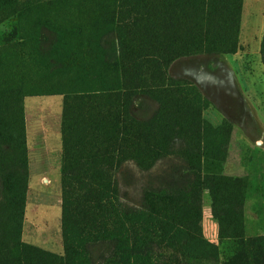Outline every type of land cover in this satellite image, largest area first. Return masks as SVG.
Listing matches in <instances>:
<instances>
[{
	"label": "rangeland",
	"instance_id": "374dc122",
	"mask_svg": "<svg viewBox=\"0 0 264 264\" xmlns=\"http://www.w3.org/2000/svg\"><path fill=\"white\" fill-rule=\"evenodd\" d=\"M123 3L130 5L125 8L135 17L136 32L147 30L139 35L146 46L170 60L167 77L187 83L206 101L202 121L211 128L224 125L228 131L221 137L207 133L210 142L203 148L200 144L198 154L185 149V140L172 138L168 155L149 169L142 170L132 161L113 169L116 216L112 219L117 220L121 209L142 211L146 196L155 191L166 193L180 207L187 208L196 198L200 235L212 249L195 252L187 247L180 256L167 243L154 240L151 263L176 259L183 264H240L249 249L238 239L219 238L214 216L222 215L221 203L230 206L233 200L226 199L216 181L209 183L208 178L231 180V190L240 203L243 240L264 236V64L260 48L264 0H0V123L7 116L15 121L21 109L22 126L12 146L5 136L0 137V227L7 243L11 245L17 236L15 221L20 212L19 242L63 255L61 92L77 90L87 69L104 72V56L97 51L101 41L97 43L96 35L110 26L107 22L127 16L117 14ZM35 97L42 99L41 106H50V113L28 102ZM45 99H59L57 116L51 100ZM156 108L150 98L138 94L131 100L129 114L138 121L149 120ZM41 117L59 134L56 147L51 135L40 134L36 121ZM22 139L24 164L20 162ZM44 146H49L48 152ZM195 175H199V186L194 187L193 196ZM101 245L91 249L95 263L105 256ZM7 257L11 261L13 253Z\"/></svg>",
	"mask_w": 264,
	"mask_h": 264
},
{
	"label": "trees",
	"instance_id": "16d2710c",
	"mask_svg": "<svg viewBox=\"0 0 264 264\" xmlns=\"http://www.w3.org/2000/svg\"><path fill=\"white\" fill-rule=\"evenodd\" d=\"M129 6L118 5V16L122 12L127 16L107 22L110 26L96 35L97 43L101 41L97 51L104 56V72L87 69L77 82V90L61 92L63 255L21 244L17 237L22 215L19 212L15 221L17 236L11 245L0 227V264H152L150 245L154 240L167 243L180 256L187 247L195 252L212 249L200 235V213L193 202L196 198L187 208L180 207L166 193L155 191L146 196L142 211L121 209L117 220L112 219L116 216L112 205L115 187L110 174L113 169L126 161L134 162L142 170L149 169L156 160L168 155L172 138L185 140V149L198 154L200 144L203 148L210 142L207 133L221 137L228 131L224 125L211 128L203 122L201 112L206 101L187 83L167 77L170 60L159 50L147 47L139 37L141 33L147 34V30L136 32L135 17L125 8ZM260 48L264 64V25ZM138 94L150 98L157 106L149 120L138 121L129 114L131 100ZM3 120L0 137L5 136L12 146L15 135L22 133L21 109L15 121L10 116ZM19 143L20 162L24 164L23 139ZM187 161L192 163L190 159ZM194 178L193 196L194 187L199 186V175ZM208 181H216L225 198L233 200L230 206L226 202L220 204L222 215L214 213L219 238L238 239L242 247L249 249L240 264H264V236L242 238L240 203L231 190V180L211 177ZM215 204L212 200L213 212ZM96 244L106 249L105 256L97 258L98 263L90 253ZM9 253H13L11 261ZM166 264L183 263L175 259Z\"/></svg>",
	"mask_w": 264,
	"mask_h": 264
},
{
	"label": "crops",
	"instance_id": "0c3cea01",
	"mask_svg": "<svg viewBox=\"0 0 264 264\" xmlns=\"http://www.w3.org/2000/svg\"><path fill=\"white\" fill-rule=\"evenodd\" d=\"M41 100L42 99L37 98V97H35V98H28V102L31 101L34 104V106H36V107L37 106L38 107H43L45 110H48V112H49L50 106H48V107L47 106H41L42 105V104H40L41 103ZM45 100H48V102H49V100H51L50 102L53 103V110L55 112L53 114L54 115L56 114V116H57V112L59 110V99H45ZM36 122H38V124L40 125V127H39L40 134H42L44 136L51 135L52 138L54 139L53 145H54V147H56V144H58V140L60 142V139H59V134H57V131H56L55 127L53 128L52 126L47 125L46 122L44 121V119L42 117L39 118ZM50 129H52V130H50ZM43 150H45V152H48L49 146L48 147L44 146V149Z\"/></svg>",
	"mask_w": 264,
	"mask_h": 264
}]
</instances>
